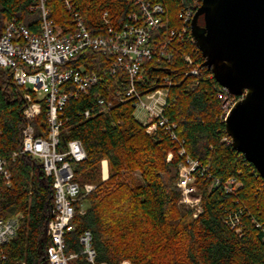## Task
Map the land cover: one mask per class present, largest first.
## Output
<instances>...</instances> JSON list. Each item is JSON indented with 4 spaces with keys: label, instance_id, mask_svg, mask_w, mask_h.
Returning a JSON list of instances; mask_svg holds the SVG:
<instances>
[{
    "label": "trees",
    "instance_id": "obj_1",
    "mask_svg": "<svg viewBox=\"0 0 264 264\" xmlns=\"http://www.w3.org/2000/svg\"><path fill=\"white\" fill-rule=\"evenodd\" d=\"M67 1L94 36H106L108 24L119 31L130 15L140 14L135 0ZM149 1L166 8L168 26L153 31V36L163 42L166 30L179 27V11L193 0ZM44 3L53 29L63 35L75 31L65 0ZM10 21L39 34L38 0H0V33ZM198 23L203 25L201 18ZM193 49L195 43L190 38L184 48L172 44L170 60L143 61L144 77L135 87L141 94H148L167 87L164 79L172 84L164 116L176 125L175 133L183 140L186 156L205 168L204 173L195 175L201 206L195 219L191 210L180 213L176 209L180 191L175 183L184 160L178 155L179 146L159 128L147 133V126L135 119L131 102L112 100L128 83L125 72L118 69L111 75L112 59L87 49L66 65L102 76L86 95L69 98L62 111L61 144L78 140L86 156L81 162L71 163L74 181L81 186L95 185L75 207L74 230L65 236L67 254L81 251L78 238L89 231L95 264H264V181L232 149L220 118L228 96L219 98L223 89L204 66L199 52V74L186 75L191 67L183 57ZM99 100L112 101L109 110L105 111ZM25 106L11 72L0 68V159L10 173L9 185L0 174V218L19 217L15 238L1 247L5 260L0 264H48L50 239L46 227L52 218L54 191L41 163L20 154ZM33 125L35 136H45V108ZM169 153L172 157L167 161ZM104 160L110 174L102 182L100 167ZM125 170H138L141 183L130 186V178L123 175ZM230 179L240 183L234 192L223 188ZM215 180L219 186L212 185ZM82 203L85 210L79 213ZM235 217L240 220L239 233L230 226Z\"/></svg>",
    "mask_w": 264,
    "mask_h": 264
},
{
    "label": "built area",
    "instance_id": "obj_2",
    "mask_svg": "<svg viewBox=\"0 0 264 264\" xmlns=\"http://www.w3.org/2000/svg\"><path fill=\"white\" fill-rule=\"evenodd\" d=\"M44 2L45 0H38L41 14L39 34L30 33L15 21L4 25L0 33V68L11 72L12 80L26 105L22 112L26 125L22 130L20 154H26L41 163L45 176L52 179L53 211L46 227V235L50 239L47 262L48 264H82V262L95 264L96 254L89 231H83L78 238L81 249L79 253L65 252V236L74 230L72 222L76 214L75 207L94 187L89 184L81 186L74 181L71 163L83 161L86 157L85 152L78 140H69L62 145L60 134L63 125L62 111L68 99L86 95L90 88L101 81L102 76L88 74L82 67L66 68V65L76 54L87 49L100 51L112 59L109 71L111 75L118 69L125 72L128 83L121 92H117L112 97L113 102H131L134 112L144 114L147 133L159 128L179 146L178 155L184 157V160L179 166L176 187L183 196V201L191 202V194L195 191L193 187L195 175L204 173L205 168L186 156L183 140H180L175 133L176 125L169 123L164 116L168 87L172 84L168 79H164L167 87L141 94L136 90L135 83L144 77L143 61L170 60L172 53L169 50L174 42L184 48L190 38L193 39L190 25L202 0H193L190 6L179 11L177 15L179 27L166 30L163 42L153 36V31L169 24L166 8L160 2L135 0L140 14L130 15L119 31H115L105 20V24H108L106 36L92 35L67 0L65 6L72 12L75 31L61 34L53 29L52 22L47 20ZM105 16L106 14H103V18ZM195 48L196 50L193 49L183 57L187 66L191 67L186 75L199 74L198 52L200 54L201 52L196 46ZM202 59L204 60L203 57ZM222 89L224 94H220L219 98L228 96L225 98L223 114L220 116L225 124L231 109L241 97L232 96L226 89ZM98 103L105 111L112 105V101L99 100ZM43 108L46 110V134L43 137L35 136L33 122ZM84 117H89L88 111L84 112ZM171 157L169 153L167 161ZM0 174L9 185L10 173L6 170L2 159H0ZM219 184L215 180L212 185L219 186ZM239 186L237 180L230 179L223 188L226 192H234ZM193 199L196 218L201 211L200 197ZM78 212L82 213L80 209ZM232 221L231 228L235 233H239V217H235ZM18 227V216L6 220L0 218V261L5 260L1 247L15 238Z\"/></svg>",
    "mask_w": 264,
    "mask_h": 264
},
{
    "label": "water",
    "instance_id": "obj_3",
    "mask_svg": "<svg viewBox=\"0 0 264 264\" xmlns=\"http://www.w3.org/2000/svg\"><path fill=\"white\" fill-rule=\"evenodd\" d=\"M190 30L215 82L241 97L225 131L264 181V0H202Z\"/></svg>",
    "mask_w": 264,
    "mask_h": 264
},
{
    "label": "rangeland",
    "instance_id": "obj_4",
    "mask_svg": "<svg viewBox=\"0 0 264 264\" xmlns=\"http://www.w3.org/2000/svg\"><path fill=\"white\" fill-rule=\"evenodd\" d=\"M134 117L137 121L141 122L142 124L145 123V116L142 112H134ZM104 163V164H103ZM100 176H101V181L104 182L108 179L109 177V166L107 161H103L101 163V167H100ZM123 175L125 178H130V186H133L135 183H141V179H140V172L138 170H133L131 172H128L127 170L123 171ZM128 183V182H127ZM176 184V183H175ZM92 185L93 187H95L94 184H89ZM194 186V190L193 193L191 194V202H186L183 201V196L180 193V199L178 200V202H176V209L181 213L183 210H191L192 211V218L195 219L194 217V212H195V203H194V199L193 198H199L200 194L199 191L196 187V184L194 182L193 184ZM82 212L85 210V204L82 203L81 207L79 208Z\"/></svg>",
    "mask_w": 264,
    "mask_h": 264
}]
</instances>
